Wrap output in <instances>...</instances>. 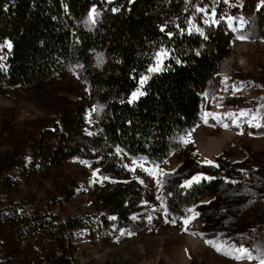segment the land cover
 I'll list each match as a JSON object with an SVG mask.
<instances>
[{"label": "rangeland", "instance_id": "1", "mask_svg": "<svg viewBox=\"0 0 264 264\" xmlns=\"http://www.w3.org/2000/svg\"><path fill=\"white\" fill-rule=\"evenodd\" d=\"M206 1L198 3L196 12L210 23L222 11L233 31L231 52L203 94L201 123L188 137L191 145L163 162L125 157L126 168L146 191L143 209L125 227L110 224L112 216L95 204L98 186L109 178L92 169L83 156H72L49 171L36 161L40 151L56 145L45 128L75 98L87 99L85 126L81 132L67 129V144L73 152H86L91 146L103 105L90 96L88 86L75 72L24 85L0 80V182L7 184L0 196L7 190L8 198H1L0 205L32 224L28 235L8 227L0 231V264H55L59 256L71 264H261L264 0H256L253 7H244V0ZM102 16V10L91 8L83 26L95 30ZM4 44L0 46L1 63L7 57ZM240 57L244 64L239 63ZM95 62L102 68L104 55H96ZM211 172L227 175L226 180L212 194L195 197L191 203L186 196L178 206L179 194ZM75 183V193L67 199ZM70 217L88 222L62 229ZM49 220L56 226L53 230L36 229ZM227 248L231 249L223 251ZM241 248L246 255L239 252Z\"/></svg>", "mask_w": 264, "mask_h": 264}, {"label": "trees", "instance_id": "2", "mask_svg": "<svg viewBox=\"0 0 264 264\" xmlns=\"http://www.w3.org/2000/svg\"><path fill=\"white\" fill-rule=\"evenodd\" d=\"M200 2L207 1L0 0V46L6 41L12 45L5 62L0 61V80L24 85L75 72L90 96L102 103L86 152H73L67 144L66 130L81 132L85 126L88 103L80 97L66 103L45 128L56 145L40 151L36 161L49 171L72 156H83L92 169L109 178L98 186L94 202L112 216L108 222L116 227L127 226L143 209L146 197L139 179L126 168L125 157L163 162L191 145L188 137L201 123L203 94L231 52L233 31L222 11L205 23L196 12ZM255 3L244 0V7ZM93 7L102 10L103 16L90 31L83 26V18ZM101 53L105 62L99 68L95 57ZM157 64L159 71H149ZM144 77L147 80L141 87ZM138 89L144 95L129 103ZM225 176L208 173L179 194L177 205L186 196L191 203L195 197L212 194ZM6 185L0 182V190ZM75 187L76 183L68 189L67 199ZM6 191L0 200L8 199ZM46 222L36 229L56 227ZM85 222L70 217L61 226L73 229ZM30 224L26 217L0 205V231L8 227L28 235ZM55 264L71 261L59 256Z\"/></svg>", "mask_w": 264, "mask_h": 264}, {"label": "snow or ice", "instance_id": "3", "mask_svg": "<svg viewBox=\"0 0 264 264\" xmlns=\"http://www.w3.org/2000/svg\"><path fill=\"white\" fill-rule=\"evenodd\" d=\"M114 11H116V9H114ZM93 13H95V9H93ZM89 19L92 20L93 23H95V20H94V18H93L92 15H90ZM3 46H6V47L9 48V49H11V47H12L11 43H10V42H7V41L5 42V44H4ZM160 55H161V54H159V53L157 54V59H158V61H159V59H160ZM159 70H160V69H159V64H157V67H155V68H150V69H149V71H159ZM146 80H147V77L142 78V80H141V87L143 86V83L146 82ZM140 95H144V93H143V92H140L139 89H138L137 92H134V93L132 94V97H131V99L129 100V103H131L132 101H134L135 99H137L138 96H140ZM241 114H242V115H246L247 113H241ZM186 142H187V141H186ZM207 163H211V161H207ZM198 179H199L198 177H194V178H193V180H198ZM188 183L190 184L191 181H189ZM189 211H191V210H189ZM113 219H114V217H113ZM188 222H189L188 220H185V221H184L185 225H187ZM121 234L123 235V233H121ZM209 243H210V242H209ZM217 251H220V248H219V247L217 248ZM239 252H240L242 255H246V250L243 249V248L239 249ZM236 258L239 259L240 257L238 256V257H236ZM261 264H264V259L261 260Z\"/></svg>", "mask_w": 264, "mask_h": 264}, {"label": "bare ground", "instance_id": "4", "mask_svg": "<svg viewBox=\"0 0 264 264\" xmlns=\"http://www.w3.org/2000/svg\"><path fill=\"white\" fill-rule=\"evenodd\" d=\"M235 46H236V45H235ZM236 47H237V46H236ZM245 62H246V61H245V59H244L243 57H240V58H239V63H240V64H244ZM222 67H223V66H222ZM225 70H226V69H225ZM189 235H190L191 237L195 238L194 240H196L197 236H196L195 233L190 232ZM189 235H188V236H189ZM187 239H188V237H187ZM194 240H191V242H193ZM196 241H197V240H196ZM190 245H191V244H190ZM193 245H194V244H193ZM193 245H192V246H193ZM230 249H231V248L223 249V251H226V250L229 251ZM182 251H183V250H182ZM183 252H184V251H183ZM226 253H227V252H226ZM186 254H187V253H186ZM187 255L189 256V254H187ZM188 256H186V257H188ZM186 257H185V258H186ZM177 260H178V259H177ZM184 260H185V259H184Z\"/></svg>", "mask_w": 264, "mask_h": 264}]
</instances>
